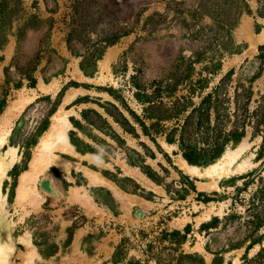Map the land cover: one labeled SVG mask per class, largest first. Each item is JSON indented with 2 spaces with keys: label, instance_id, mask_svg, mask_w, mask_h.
I'll return each mask as SVG.
<instances>
[{
  "label": "rangeland",
  "instance_id": "rangeland-1",
  "mask_svg": "<svg viewBox=\"0 0 264 264\" xmlns=\"http://www.w3.org/2000/svg\"><path fill=\"white\" fill-rule=\"evenodd\" d=\"M241 1L130 0L118 15L122 20L117 14L102 20L96 5L74 16L73 0L7 2L8 14L0 18V97L8 95L0 113V160L7 163L14 151L16 161L0 172V264H157L181 253L197 254L206 264H264V226L254 233L247 224L252 203L264 196V120L248 124L242 140L227 144L215 162L199 165L166 136H145L122 105L142 118L131 80L137 71L143 84H166L176 69L191 67L176 94L192 99L188 113L231 71L224 90L231 114L240 84L252 85L253 112L264 94V77L250 83L264 45V19L258 0H247L250 14L241 12ZM123 21L131 33L105 48L95 65L85 62L87 46ZM80 27L86 29L82 41L75 34L69 45ZM48 46L55 52L41 60L35 87L24 80L15 88ZM108 104L124 114L135 135L107 114ZM9 109L15 112L8 115ZM87 110L106 118L112 131L88 126ZM58 131L70 148L56 142ZM241 145L247 147L242 162L251 164L242 173L231 169L215 181L185 171V164L204 171ZM174 231L185 236L182 245L164 238Z\"/></svg>",
  "mask_w": 264,
  "mask_h": 264
},
{
  "label": "trees",
  "instance_id": "trees-1",
  "mask_svg": "<svg viewBox=\"0 0 264 264\" xmlns=\"http://www.w3.org/2000/svg\"><path fill=\"white\" fill-rule=\"evenodd\" d=\"M13 0H1L0 2V18L4 19L8 14V3ZM74 16L82 17L84 13L89 10L90 5H96L99 16L102 20H109L111 14H117L114 18L119 19L120 11L123 10V6L129 3L130 0H73ZM241 12L251 13L250 5L247 0H242ZM128 8L131 5H126ZM219 15L222 16L220 13ZM257 15L264 19V0H258ZM214 20H218L213 17ZM119 20H122L120 18ZM127 22H121L112 30L103 31L99 34V39L96 44L88 45L87 52L81 55L86 61L95 62L101 58L105 48L115 45L123 37L128 36L131 33L132 28H128ZM84 28H75L69 35V45H72L73 37L75 34L79 35V39L82 41V37L85 35ZM100 33V32H99ZM80 42V41H79ZM100 48V49H99ZM229 48L234 51V42L230 40ZM55 52L49 46L42 48L38 56L36 57V63L30 66L27 70L21 73L20 81L13 84L17 89L21 88L23 81H29L31 87H35L37 79L35 78V72L40 65L41 60L48 52ZM260 54L257 57L258 70L252 77L250 83L253 84L257 79L264 77V45L259 48ZM201 56L196 58V62L201 61ZM51 58L48 60V62ZM85 63H83L82 69L85 70ZM221 65L219 62L214 64L213 71H217ZM44 71V70H43ZM8 72V70L6 71ZM89 74L88 72H86ZM234 72H229L220 82V84L207 94L201 101V103L193 108L189 113V107H192V99L189 97H176L179 86L187 80H190L192 76V69H176L170 74L169 81H154L151 84L142 83V74L137 71V74L131 78L132 87L135 89V97L138 102L143 106L142 118L136 115L134 112L127 109L134 121L140 125L142 131L147 137L166 136L169 143H178L180 150L183 153L185 159L192 164H206L213 163L225 150V147L229 143H239L245 135V129L248 124L256 123L260 124L264 120V94L261 96L262 101L258 107L251 112L249 109L250 102L252 101L253 91L252 85L248 88L243 84H240L235 90V112L231 114L230 102L224 92L225 86L233 76ZM44 80L48 81L44 76ZM10 83V80L7 81ZM201 83V82H200ZM204 88V87H203ZM195 89L190 92L191 95L195 94ZM111 95L116 99H120L116 96V92L110 90ZM7 94L3 93L0 97V113L3 111L7 103ZM165 99H174L171 101V105L164 102ZM106 112L107 114L119 124L123 130L130 134H136L135 129L131 126L129 120L124 114L114 105L108 104ZM84 121L93 129H97L102 132L112 131V126L108 120L95 110H87L83 113ZM176 121L172 128L164 126L166 122ZM150 122V125H147ZM82 124H80L81 126ZM231 126V129H229ZM84 128L83 126H81ZM81 128V129H82ZM115 135V134H114ZM117 141L119 138L115 136ZM88 151V150H87ZM154 178V176H151ZM263 195V192H260ZM252 214L251 220L247 223L252 232L259 231L261 226H264V196L259 198V202H253L251 207ZM165 239H169L171 244L182 245L185 240V236H182L180 232L174 231L172 233H165ZM172 252H177L176 248H170ZM176 255V254H175ZM164 260H157V264H183L184 262H191L196 264H206L203 258L197 254H184L179 256L174 255L171 258L164 256ZM214 264H218V260L215 259Z\"/></svg>",
  "mask_w": 264,
  "mask_h": 264
},
{
  "label": "bare ground",
  "instance_id": "bare-ground-1",
  "mask_svg": "<svg viewBox=\"0 0 264 264\" xmlns=\"http://www.w3.org/2000/svg\"><path fill=\"white\" fill-rule=\"evenodd\" d=\"M18 107L23 109L25 105L24 103L19 104ZM14 110L12 111V113L15 112ZM7 112H8L7 113L8 115L12 114L10 113V109ZM4 141H5V138L1 137L0 147L3 146ZM246 150H247V147L241 145L235 151H228L215 164L210 165V167H208L204 171H200L198 167L189 166L186 164L184 165V168H185V171L191 175H196L198 177L205 176L206 178H213L216 181L219 178L224 177L225 175L227 176L229 174L228 172H230L231 169H237L238 173H242L251 167V164L249 161L245 160L242 162V160H244L243 155L246 153ZM8 154L10 158H9V161H7V163H4L3 160H0V172L1 170L6 168L7 164L9 163L13 164L16 161V154L14 151L9 152ZM209 187H212V184L209 185Z\"/></svg>",
  "mask_w": 264,
  "mask_h": 264
},
{
  "label": "crops",
  "instance_id": "crops-1",
  "mask_svg": "<svg viewBox=\"0 0 264 264\" xmlns=\"http://www.w3.org/2000/svg\"><path fill=\"white\" fill-rule=\"evenodd\" d=\"M56 139L58 144H61L65 148H70V144L68 143L67 135L64 131H58L53 136Z\"/></svg>",
  "mask_w": 264,
  "mask_h": 264
}]
</instances>
